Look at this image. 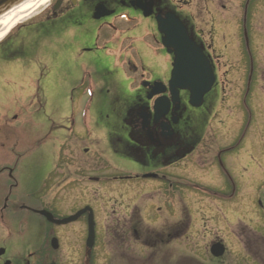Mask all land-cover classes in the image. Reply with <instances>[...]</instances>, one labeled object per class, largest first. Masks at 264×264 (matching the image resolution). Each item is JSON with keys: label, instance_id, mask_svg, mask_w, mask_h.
I'll use <instances>...</instances> for the list:
<instances>
[{"label": "flooded vegetation", "instance_id": "af4514ba", "mask_svg": "<svg viewBox=\"0 0 264 264\" xmlns=\"http://www.w3.org/2000/svg\"><path fill=\"white\" fill-rule=\"evenodd\" d=\"M51 5L52 27L71 33L56 45L46 78L137 83L133 90L120 83L115 100L105 91L98 118L111 132L107 151L132 170L116 167L100 153L98 159L116 170L74 171L61 196L72 202L89 196L91 202L61 217L45 206L62 202L58 194L45 198L51 181L66 176L56 170L57 159L30 203H18L8 218L7 205L1 208L0 264H181L191 242L195 264H264V123L257 105L264 90V0H54ZM175 20L203 52L216 80L200 106H192L189 93L181 90L180 101L159 115L158 95L151 94L171 76L174 55L168 53L164 30ZM115 33L131 40L128 54L107 53L116 44ZM60 46L65 57L63 50L57 53ZM137 62L153 65L140 82L131 74L138 71ZM82 63L93 72L82 73ZM8 103L18 105V98L3 91L0 105ZM224 103L230 107L226 121L219 118L218 105ZM14 113L0 111V133L9 130L0 143H22ZM36 122L43 124L40 113ZM86 181L100 186H82ZM16 185L14 179L11 189ZM35 215L48 226L46 232L39 225V244ZM158 219L153 227L151 220Z\"/></svg>", "mask_w": 264, "mask_h": 264}, {"label": "rangeland", "instance_id": "374dc122", "mask_svg": "<svg viewBox=\"0 0 264 264\" xmlns=\"http://www.w3.org/2000/svg\"><path fill=\"white\" fill-rule=\"evenodd\" d=\"M53 1L51 0L43 4L34 13L21 19V22L14 26L6 35L0 37V43L4 38H8L5 44H3L4 42L0 44L2 47V49L0 48V93L4 91V95H7L9 98L15 96L18 98V105L1 104L0 111L16 112L14 114L18 116L19 129L21 128L20 132L23 130V139L20 145L13 144L12 139L10 143H0V219L1 208L5 205H7V208L4 215L8 218L11 212H15L18 203H30L32 201L31 195L42 189L51 171L54 170L53 167L57 159L59 161L56 170L60 167L66 172V176H60L51 181L48 185L51 190L45 194L47 201L54 194L56 196L57 194L59 196L65 195V189L70 186L68 179L72 180L70 176L74 171L100 169L99 175L103 171L113 173L116 169L112 170L113 166L111 164L106 167L107 163L98 159L101 156L100 153L105 155L116 167L123 170H132L127 163L113 157L109 150L107 151L111 132L110 129L104 128L100 121L98 122L99 114L102 112L100 110L103 103L102 96L107 98L105 96L107 94L103 90L99 93L98 90L109 88L110 93L108 97H112L111 99L115 100L116 97H113L115 92L111 90L118 88L117 92L119 93L117 97H119L121 96L119 90L120 83L124 87L127 82L116 79V81L109 84L105 82L102 84L98 80L92 81L90 77L86 80L78 78L80 80L72 79L70 81L53 78L49 80L46 78L52 69L50 59L53 57V51L57 48L56 45L64 44L71 33V31L64 28L57 29L52 27L49 22L50 20L44 19L50 14ZM20 24L28 25L20 28L19 26H22ZM109 34H107L106 40H101V45H104L107 39H109ZM112 37L116 40V44H112L111 49L107 53L116 54L126 51L125 53L128 54V44L131 40L124 39L122 35L116 33ZM62 50L63 48L60 46L57 53ZM63 56L65 57V53ZM137 63L138 71L136 73L132 72V66L129 69L132 72V76L140 82L143 74L146 75V78L149 76L148 74L153 69V65L148 62L145 67L143 66L145 64L141 65V62ZM86 65L82 63V73L93 72V69H89L90 67ZM128 67H125L126 73L128 72ZM233 86L234 83L228 84L230 88ZM17 91L18 93L16 94ZM114 103L115 101H113ZM118 103L115 105L118 106ZM257 105L263 111L262 120L264 123V90L260 94L259 99H257ZM9 107L11 108L9 109ZM218 109L222 113L219 118L226 121L227 116L224 113L230 112L229 104H219ZM39 113L43 117V124L36 122L37 114ZM72 113L74 115L70 123L68 117ZM217 121L219 122V120ZM34 126L35 135L33 132ZM74 128L76 129L75 134L73 133ZM8 133L9 130L8 132H1L0 135ZM113 138L115 136L112 135L111 140ZM103 151L107 152V155ZM9 169H13L14 171L12 177L9 174ZM14 179H16L17 185L11 189ZM71 186L80 185L72 184ZM82 186L95 187L100 185H96L95 182L86 181ZM107 186L112 187L113 185ZM61 197H63L60 200L62 202L50 201L48 203L51 204H45L46 207L61 217L66 216L81 204L91 202L89 196L85 197L83 202H72L68 201L69 199H66L64 196ZM35 203H37L36 200ZM161 221L160 219L151 220V225L157 227ZM39 225L46 232L48 231L47 224L39 216L35 215V244H39L42 240L41 238H36ZM73 226L76 225L73 224L63 228L64 230H70ZM21 230L24 232V227ZM46 232H44V235ZM4 234L5 230L0 223V238L5 237ZM74 240L75 238L72 237L69 242L72 243ZM61 245L63 246V242H61ZM192 245L194 246L192 242L187 244V247L183 250V255L180 257L181 264H195ZM152 251L156 254V247H153ZM107 259L111 260V257ZM153 261L154 263L152 261L151 263L155 264V260Z\"/></svg>", "mask_w": 264, "mask_h": 264}, {"label": "water", "instance_id": "95a60500", "mask_svg": "<svg viewBox=\"0 0 264 264\" xmlns=\"http://www.w3.org/2000/svg\"><path fill=\"white\" fill-rule=\"evenodd\" d=\"M22 1L24 0H0V15ZM164 31L166 33L164 43L168 52L174 55V60L168 86L161 83L164 87L151 94V96L159 95L154 104L156 113L159 115L168 112L173 104L180 101L181 90L189 92L191 105L200 106L204 101V96L215 83L212 66L203 52L195 47L182 24L175 20V24L169 25V28ZM148 84L144 83V85ZM167 91L170 96L166 94ZM42 213L49 220H53L51 213L47 211H42ZM76 217H69L58 222L66 223Z\"/></svg>", "mask_w": 264, "mask_h": 264}, {"label": "bare ground", "instance_id": "6f19581e", "mask_svg": "<svg viewBox=\"0 0 264 264\" xmlns=\"http://www.w3.org/2000/svg\"><path fill=\"white\" fill-rule=\"evenodd\" d=\"M51 0H24L0 15V37L21 22V19L31 15L43 4Z\"/></svg>", "mask_w": 264, "mask_h": 264}]
</instances>
